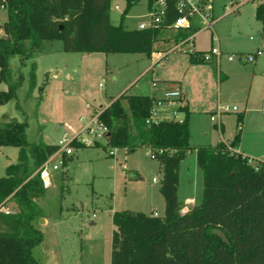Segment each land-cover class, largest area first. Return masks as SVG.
<instances>
[{
	"label": "rangeland",
	"instance_id": "obj_1",
	"mask_svg": "<svg viewBox=\"0 0 264 264\" xmlns=\"http://www.w3.org/2000/svg\"><path fill=\"white\" fill-rule=\"evenodd\" d=\"M145 4L146 0H138L125 14L123 25L137 26L143 19ZM229 5L237 10L224 12ZM125 7L126 0H110L112 24L119 23ZM213 7L219 18L212 29L197 33L194 50L205 51L213 46L245 55L259 45L263 54L258 60L264 62V37L254 18L253 1L213 0ZM5 18L6 12L0 7V21ZM176 34L173 30L167 31L170 38L160 43L162 53L158 57L141 52H66L62 42L55 39L43 41L22 65L17 55L9 58L10 80L14 81L19 74L23 79L16 98L0 105V122L25 119L29 142L57 144L62 138L69 141L74 137H85L92 142L72 146L70 159L58 169L50 170L51 185L37 200L44 221H36L42 242L32 253L39 264H110L115 211L163 214L164 199L159 192L162 173L150 149L145 145L132 151L116 148L114 155H110L111 147L100 146L106 138L93 139L85 128L102 108L121 94L161 96L165 85L177 84L188 102L192 146L208 143L209 134L218 132L214 123L220 120L224 125L223 136L231 139L234 131H238L237 116L241 112L244 118L239 122L243 126L240 133L246 132L241 150L253 161L252 165L259 160L258 154L264 152V114L260 110L263 89L255 86L250 89L247 74L242 83L230 81L221 104L236 106L238 111L219 113L218 63L214 59L191 61L185 45L166 52L175 44ZM32 63H35L33 88L30 86ZM252 63L241 65L248 70ZM40 85H43L42 92L38 90ZM6 88L7 84L0 82V89ZM182 104L181 99L174 100L170 110L164 109V114L182 120L185 113L177 111ZM18 153L19 147L0 146V176L5 175L8 164L17 162ZM179 181L180 200L185 196L201 200L202 170L193 151L185 154L180 162ZM7 206L16 209L12 199Z\"/></svg>",
	"mask_w": 264,
	"mask_h": 264
},
{
	"label": "trees",
	"instance_id": "obj_2",
	"mask_svg": "<svg viewBox=\"0 0 264 264\" xmlns=\"http://www.w3.org/2000/svg\"><path fill=\"white\" fill-rule=\"evenodd\" d=\"M257 1L255 19L264 37V0ZM137 2L126 0L119 23L114 25L110 0H0L6 12L0 24V82L7 84L0 89V105L16 98L23 79L19 74L10 80L9 58L17 55L22 65L45 40H60L66 52H141L148 57L159 52L160 43L170 38L169 30L123 25L125 14ZM185 35L178 33L175 39ZM190 60L197 61L192 54ZM34 72L32 63L31 88ZM38 90L42 92L43 85ZM153 101L148 95L121 94L98 114L109 130L107 146L127 151L148 146L162 173L163 214L113 213L110 264H264V162L252 165L247 156L228 149L238 147L241 127L237 125L229 146L219 142L196 148L202 197L182 213L179 166L192 149L188 108H177L185 113L182 120L146 124ZM242 118L240 113L237 122ZM27 125L25 119L0 122V146L19 147L17 162L8 164L0 176V203L12 199L16 207L10 214L0 212V264H39L32 249L42 242L36 221L44 214L37 200L46 187L34 172L57 145L29 142ZM70 144L81 146L75 139ZM69 159L63 156V163Z\"/></svg>",
	"mask_w": 264,
	"mask_h": 264
},
{
	"label": "built area",
	"instance_id": "obj_3",
	"mask_svg": "<svg viewBox=\"0 0 264 264\" xmlns=\"http://www.w3.org/2000/svg\"><path fill=\"white\" fill-rule=\"evenodd\" d=\"M3 8V6H1ZM115 8H119V4H115ZM237 7H232L231 5L225 6L224 12H233ZM143 19H140L137 24V29H148V28H163L166 30H173L177 33L186 32V35L176 40L175 44L170 47L166 52L171 50H177L182 46H186L188 52L193 55V57L200 61H218L223 55L228 61L239 60L242 62H254L256 55L261 53L260 50L255 52H249L245 55L242 53H224L217 47H211L208 51L199 52L194 50V38L198 32L202 30L212 29L214 23L219 17L214 14L213 0H147L145 13L143 14ZM162 52H154L155 57L159 56ZM182 97V91L177 84H168L163 88L162 97L159 99H154L153 104L149 110V114L145 120L146 124L158 123L163 119H168L163 117L162 109H160L163 101H168L173 103L174 100L180 99ZM238 108L236 106L220 105L218 107V112H229L236 111ZM260 110L264 114V98L261 101ZM98 114L93 117L86 125V130L92 135L93 139L97 137H105V134L109 131L107 126L98 119ZM213 115L211 119H213ZM97 125L95 126V123ZM238 127L241 124L238 123ZM96 137V138H94ZM78 142H83L87 145L92 144V142L85 137L79 138L74 137ZM71 140L66 141L62 138L58 141L56 150L51 153L47 159L36 169L34 173H38L43 186L49 187L51 185L50 181V170L58 169L61 164H63V156L69 157L72 152ZM116 148H110L109 154H114ZM230 151H233L231 147H228ZM151 157H153L150 152ZM249 163L253 162L248 158ZM264 162V155L262 157ZM258 162V161H257ZM257 162H255L257 165ZM9 199L4 200L0 203V212L5 214L13 213L7 206ZM191 199H186L185 204L181 209L182 213H185L188 208L187 205L191 204ZM157 215V213H154Z\"/></svg>",
	"mask_w": 264,
	"mask_h": 264
},
{
	"label": "crops",
	"instance_id": "obj_4",
	"mask_svg": "<svg viewBox=\"0 0 264 264\" xmlns=\"http://www.w3.org/2000/svg\"><path fill=\"white\" fill-rule=\"evenodd\" d=\"M147 1V0H146ZM253 1V3H254V18H255V8H256V6H257V4H258V2L259 1H257V0H252ZM145 8H146V4H145ZM237 10V9H236ZM235 10V11H236ZM234 12V11H233ZM256 20V19H255ZM257 21V20H256ZM3 22V21H2ZM1 21H0V23H2ZM259 24H260V22L259 21H257ZM125 28H127L126 26H124ZM137 26H135V27H133V28H136ZM260 27H261V24H260ZM133 28H128V29H133ZM0 33H2V31H0ZM213 38V37H212ZM195 39V38H194ZM211 47H213V46H211ZM219 49L221 50V48L219 47ZM257 50H260L261 51V53L259 54V55H256V59H255V61L252 63V67H251V69H248L247 70V68L246 67H242V65H241V63H242V61H239V60H237V63H234V61L235 60H232V61H228L225 57L224 58H220L218 61H216L217 63H218V66H217V70H218V75H219V79H218V81H217V83H216V87H217V98H218V103H219V106L220 105H222L221 104V101L223 100V96L224 95H226V94H224V93H227V91H228V88L229 87H227V85H229V82L230 81H232V82H235V83H242L243 82V78H244V76H245V74H247V75H250V89L251 88H253L254 86L255 87H261L262 89H263V92H264V62L263 61H261V60H258L259 59V56L260 55H262L263 54V50H262V48L259 46V45H257V46H255V49L254 50H252V51H248V53L249 52H255V51H257ZM197 51H199V52H204L203 50H197ZM205 51H208V50H205ZM221 51H223V50H221ZM224 53H234V52H225V51H223ZM236 53H243V52H236ZM152 56V55H151ZM197 60V59H196ZM244 63V62H243ZM180 87V86H179ZM162 93H163V89H162V92H161V96L159 95V96H156V95H149L150 97H152V98H154V99H159V98H161L162 97ZM248 95H249V93H248ZM117 98V97H116ZM264 98V96L261 98V101H262V99ZM115 99V98H114ZM181 100H182V102H183V104L182 105H186L187 106V108H188V102H187V100H186V98H185V94L182 92V97L180 98ZM247 100H248V98H247ZM111 102V101H110ZM109 102V103H110ZM164 102V101H163ZM162 102V103H163ZM166 103L168 102V101H165ZM166 103L163 105V106H161L160 107V109H162V115H163V117H167V118H172V117H170V115L168 116V115H166V114H164V109H167V110H170L171 108H169L171 105H173V103H170V102H168L167 104H168V106L166 105ZM108 105V104H107ZM106 105V106H107ZM166 105V106H165ZM260 105H261V102H260ZM178 111V110H177ZM236 111H238V109L236 110ZM236 111H229V112H236ZM241 113V112H240ZM243 118H244V116H243ZM243 118H242V121H243ZM172 119H174V120H176L175 118H174V116H173V118ZM179 121V120H178ZM238 124V123H237ZM214 126L215 127H217V130H218V132H217V134H214V135H212L211 136V134H209V142L208 143H206L205 145H201V146H213V145H215V144H217V143H219V142H223V143H225L226 145H228L229 146V143L231 142V140H232V138H233V136H234V134H235V132L236 131H234V134H233V136H232V138L230 139H226L224 136H223V132H224V125H223V122L220 120L219 122H217V123H214ZM241 130H243V126H242V124H241ZM245 134H246V132H244V133H240V142H239V145H238V147H236V148H232V149H234L235 151H237V152H240L241 154H243L244 156H247L249 159H250V157L247 155V154H245L241 149H242V144H241V141L243 140V138H244V136H245ZM190 138H191V135H190ZM212 141V142H211ZM189 143H190V140H189ZM107 146V140L105 139L104 141H101L100 142V146ZM102 146V147H103ZM190 146L192 147V149L191 150H189L188 152H191V151H193L194 152V156H195V160H196V148L197 147H199V146H192L191 144H190ZM148 147V146H147ZM149 148V147H148ZM187 152V153H188ZM149 153H150V150H149ZM186 153V154H187ZM112 155H114V154H112ZM263 155H264V152H262V153H259L258 154V158H259V160L258 161H262V157H263ZM252 161V160H251ZM162 176V175H161ZM179 179H180V166H179ZM190 181V180H189ZM180 182V181H179ZM178 185H179V183H178ZM178 199H179V197H178ZM186 199H191L192 200V203L191 204H188L187 205V208L189 209L191 206H193V205H195V204H197V203H199L198 202V200H197V198H195V197H193V196H185V198L183 199V200H180L181 202H182V204H183V206H184V204H185V200ZM38 202V201H37ZM163 212H164V210H163ZM153 213H157V212H153ZM157 215H161V214H158L157 213ZM44 221V220H43Z\"/></svg>",
	"mask_w": 264,
	"mask_h": 264
},
{
	"label": "water",
	"instance_id": "obj_5",
	"mask_svg": "<svg viewBox=\"0 0 264 264\" xmlns=\"http://www.w3.org/2000/svg\"><path fill=\"white\" fill-rule=\"evenodd\" d=\"M40 221H43V219H40Z\"/></svg>",
	"mask_w": 264,
	"mask_h": 264
}]
</instances>
